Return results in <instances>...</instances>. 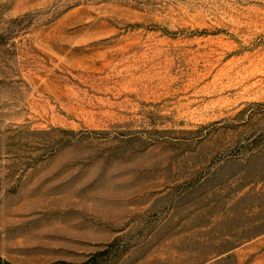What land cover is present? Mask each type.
<instances>
[{"label": "rangeland", "instance_id": "obj_1", "mask_svg": "<svg viewBox=\"0 0 264 264\" xmlns=\"http://www.w3.org/2000/svg\"><path fill=\"white\" fill-rule=\"evenodd\" d=\"M0 257L264 264V0H0Z\"/></svg>", "mask_w": 264, "mask_h": 264}, {"label": "trees", "instance_id": "obj_2", "mask_svg": "<svg viewBox=\"0 0 264 264\" xmlns=\"http://www.w3.org/2000/svg\"><path fill=\"white\" fill-rule=\"evenodd\" d=\"M0 264H12V263H10L7 260H4L0 257ZM52 264H78V263H68L65 261H60V262H56V263H52ZM83 264H86V263H83Z\"/></svg>", "mask_w": 264, "mask_h": 264}]
</instances>
